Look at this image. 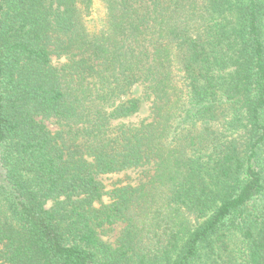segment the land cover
<instances>
[{
	"label": "trees",
	"instance_id": "16d2710c",
	"mask_svg": "<svg viewBox=\"0 0 264 264\" xmlns=\"http://www.w3.org/2000/svg\"><path fill=\"white\" fill-rule=\"evenodd\" d=\"M93 1L0 0V259L264 264V0Z\"/></svg>",
	"mask_w": 264,
	"mask_h": 264
},
{
	"label": "rangeland",
	"instance_id": "374dc122",
	"mask_svg": "<svg viewBox=\"0 0 264 264\" xmlns=\"http://www.w3.org/2000/svg\"><path fill=\"white\" fill-rule=\"evenodd\" d=\"M103 7L99 0H94L92 4V10L89 17L86 19V25L89 30H94L95 28H99V23L103 18ZM69 63V59L65 55L52 54L51 55V65L57 70L63 69ZM134 94L139 96L141 94V90L136 88L134 90ZM149 117V104L148 102H143L140 110L137 114L131 116L130 118L115 122V123H125L126 125H136L140 121L145 120ZM44 124L47 128L54 132L57 129V125L54 124L53 121H44ZM152 170L149 167H140L136 169H129L125 171H121L111 175L100 176L99 180L101 181L104 191L103 197L101 198V204L107 205L111 203L112 196L110 192L116 186H131L137 187L148 181L149 176L152 174ZM52 202H49L46 207H51ZM95 207H99L100 203H96ZM125 227V223L116 222L111 226L105 225L103 228L99 229V235L101 240L112 246L116 247L118 244L119 237L122 234V231ZM1 250V247H0ZM0 264H7L2 259H0Z\"/></svg>",
	"mask_w": 264,
	"mask_h": 264
}]
</instances>
